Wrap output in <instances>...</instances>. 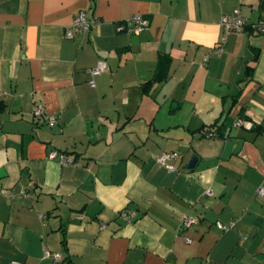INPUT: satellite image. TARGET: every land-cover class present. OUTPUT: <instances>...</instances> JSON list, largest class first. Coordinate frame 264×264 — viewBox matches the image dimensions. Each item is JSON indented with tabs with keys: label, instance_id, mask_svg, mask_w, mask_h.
Returning <instances> with one entry per match:
<instances>
[{
	"label": "crops",
	"instance_id": "crops-1",
	"mask_svg": "<svg viewBox=\"0 0 264 264\" xmlns=\"http://www.w3.org/2000/svg\"><path fill=\"white\" fill-rule=\"evenodd\" d=\"M235 7L247 26L211 54ZM79 10L97 23L67 38ZM134 14L146 30L116 31ZM262 19L264 0H0V264H264Z\"/></svg>",
	"mask_w": 264,
	"mask_h": 264
},
{
	"label": "built area",
	"instance_id": "built-area-1",
	"mask_svg": "<svg viewBox=\"0 0 264 264\" xmlns=\"http://www.w3.org/2000/svg\"><path fill=\"white\" fill-rule=\"evenodd\" d=\"M97 23V18L95 16L87 17L85 12L83 10H79L78 13L75 15L72 23L70 26H68L65 31L64 35L67 38H72L75 34L80 32H87L89 31L95 24ZM148 20L140 15V14H134L130 17L124 19L120 25L116 27V31H124L128 33H140L143 32L148 28ZM220 25L222 27L223 33L220 37L219 43L217 47L211 50V54H218L223 50V46L226 42V36L230 32H241L247 26V20L241 15L239 7L233 8V11L230 14L222 15L220 19ZM250 26L252 27L254 32L264 34V19L259 20L257 22L251 23ZM209 56L206 55V58ZM106 68V64L104 61L99 60L97 61L96 65L93 68L87 69V72L90 74H98L102 72ZM89 85H93V80L88 81ZM45 112V108L42 104H37L34 109V114L36 116H41ZM49 124H54L56 122V118L53 115H49L47 119ZM237 125L242 124V120L238 119L236 120ZM215 132L208 131L205 132V135L207 137L215 136ZM227 132L225 133V135ZM50 158H59L60 162H67L68 160L62 156L57 155L55 151H52L49 153ZM177 157L176 152H164L158 155L157 161L160 164L165 165L166 160L173 159ZM171 168V166H168ZM257 194L260 197H264V187H259L257 189ZM136 216V213L134 210H122L119 212V217L124 219L125 221H130ZM193 220L191 218L184 217L182 219V227L189 226ZM219 228L226 229L227 225L218 223L217 224ZM44 256L52 258L55 262L59 259L58 253H51L48 250L44 251ZM16 264V263H14Z\"/></svg>",
	"mask_w": 264,
	"mask_h": 264
},
{
	"label": "water",
	"instance_id": "water-1",
	"mask_svg": "<svg viewBox=\"0 0 264 264\" xmlns=\"http://www.w3.org/2000/svg\"><path fill=\"white\" fill-rule=\"evenodd\" d=\"M196 161H197V157L195 155H191L187 161L186 167L187 168H193Z\"/></svg>",
	"mask_w": 264,
	"mask_h": 264
}]
</instances>
